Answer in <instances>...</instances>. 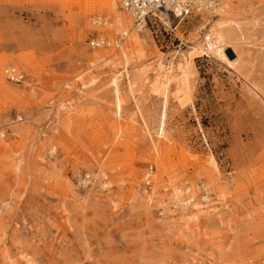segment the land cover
<instances>
[{
    "label": "rangeland",
    "instance_id": "1",
    "mask_svg": "<svg viewBox=\"0 0 264 264\" xmlns=\"http://www.w3.org/2000/svg\"><path fill=\"white\" fill-rule=\"evenodd\" d=\"M114 1L0 0V264H264V0L93 50L137 31ZM229 18L242 33L231 66L199 50ZM192 49L185 87L151 94L158 60L165 83Z\"/></svg>",
    "mask_w": 264,
    "mask_h": 264
},
{
    "label": "bare ground",
    "instance_id": "2",
    "mask_svg": "<svg viewBox=\"0 0 264 264\" xmlns=\"http://www.w3.org/2000/svg\"><path fill=\"white\" fill-rule=\"evenodd\" d=\"M114 1V0H113ZM116 2V1H114ZM120 3H121V0H120ZM121 5V4H120ZM225 3L223 0L220 1V7L212 12H208V11H196L194 12L193 14H201V15H205V14H210L212 17H219L221 15H223L225 13ZM112 7L115 9V3L112 4ZM129 14V13H128ZM192 14V15H193ZM130 15V14H129ZM231 16V15H230ZM131 17V15H130ZM169 16H164L161 17V20L163 22H165V19H167ZM119 19V18H118ZM132 21H133V26L135 27V29H137V31L135 30L134 32L132 31L131 32V29H127L128 32L125 33V31L123 29L122 30V33H121V37H117V38H123V42H122V45L123 43L125 42L126 39H128L129 43L133 44V43H136L138 39H140L139 37V33L140 32H144V30H147L148 28L144 26L143 23L141 24H138L136 23V21L131 17ZM116 21V20H115ZM118 21V20H117ZM128 21V20H127ZM120 22V21H119ZM118 22V23H119ZM126 22V21H125ZM241 22V20H240ZM240 22L237 21V20H232V19H228L226 21H221V22H216L214 24V27L213 29L211 30V32L209 34H206L204 36V39H203V42H202V48H200L199 50L200 51H210V52H216L218 53L219 52V55L222 57V61H224L227 65L228 63H231L229 64L230 66L233 65L234 62H230L227 57H226V54H225V51H227L228 49H231V48H235L237 45H242V43L240 42V39H242V33L240 34ZM116 23V24H118ZM165 24L167 26H169V22H165ZM127 26V25H126ZM130 27V26H129ZM118 28V27H117ZM127 28V27H126ZM249 32V31H248ZM244 34V33H243ZM244 36V35H243ZM176 38L181 42L182 38L181 36H178L176 35ZM245 38V36H244ZM111 40V39H109ZM114 40V39H112ZM141 40V39H140ZM244 40V39H243ZM141 42V41H140ZM122 45L120 46L119 49H115V48H111L112 50L114 51H118L121 49ZM244 45H248V44H244ZM250 45V44H249ZM135 47V44L133 45ZM252 46V45H251ZM99 49H102V48H99ZM104 49H107V48H104ZM189 50V49H188ZM264 50V49H263ZM125 51V50H124ZM122 51L120 53V58L122 59V62L125 64V65H128L129 63V60L130 58V55L127 54V52L125 51ZM128 51V49H127ZM197 52L196 49H192L190 51H186V52H182L179 56V62L177 63V66L173 67L172 65V62L169 63L170 66H169V71H167L168 73V78L166 80L165 83H162L161 82V75L158 74V71L161 73V70L163 69V66H162V63H161V58L158 60V66H157V73L154 75V78L152 80V82H150V91H151V94H154V95H163L164 97V94H165V90L168 88V84L171 82V80L175 79V78H178L179 79V82H180V86L181 87H185L186 85V79H187V76L189 74V67H190V63H191V58L192 56ZM141 54V53H140ZM101 57L99 58H94L92 60V62H95L97 61L98 59L100 60ZM112 60H114L113 58L110 60V61H107V65L110 64L112 62ZM101 61V60H100ZM101 64H103L104 62H99ZM122 63V64H123ZM98 64V63H97ZM157 64V63H156ZM94 66V65H93ZM143 68V67H142ZM176 68V70H179V73L178 75H175V71L174 69ZM8 69V68H7ZM6 69V70H7ZM126 69V67L124 68ZM140 70V69H139ZM149 71V70H148ZM143 72V71H142ZM145 72V71H144ZM125 73H126V79H127V89L129 91V93L131 94V96H133V84L129 81V78L127 76V73L128 71L126 72L125 70ZM163 73V72H162ZM166 73V72H165ZM4 74V78L5 80L7 81V74L5 73V71L3 72ZM167 75V74H166ZM9 82V81H8ZM93 81L90 80L89 82H87L86 84L83 83V87H88L89 85H91ZM11 83V82H10ZM134 83V82H133ZM111 85L113 86V93H114V105H115V108H116V114L119 115V111H120V100L118 98V91L116 89V80H112L111 81ZM82 87V88H83ZM167 96V94H166ZM165 101V100H164ZM166 104V103H165ZM163 106V105H162ZM164 107V106H163ZM163 111V110H162ZM141 115V114H140ZM162 117V116H161ZM164 118V117H163ZM160 119V118H159ZM143 122V121H142ZM148 124V123H147ZM145 123V121L143 122V128L145 130V132L150 135V128L149 126ZM157 136H160L163 135V133L161 134L162 131H160V128H161V125H160V121L157 125ZM159 137V138H160ZM151 169L152 172H150L149 170L146 169V173H145V177H144V183L146 184H149L148 186L146 187H149L150 186V183H151V179H152V175H153V167L152 166H148V169ZM189 202H183L182 204L183 207L184 206H187ZM190 204V203H189Z\"/></svg>",
    "mask_w": 264,
    "mask_h": 264
},
{
    "label": "built area",
    "instance_id": "3",
    "mask_svg": "<svg viewBox=\"0 0 264 264\" xmlns=\"http://www.w3.org/2000/svg\"><path fill=\"white\" fill-rule=\"evenodd\" d=\"M221 0H121V7L129 13L136 23H143L145 27H153L154 25L165 22L161 17L170 16L175 19H182L188 15H192L198 11L212 12L220 7ZM123 38L109 40L107 38H94L88 42L91 49L99 48H115L116 50L122 45ZM7 81L18 84L24 79V75L14 68L5 70ZM21 121V119H18ZM150 172L152 170L147 168ZM90 175H85L82 183L89 185L91 182ZM149 184H145L148 186Z\"/></svg>",
    "mask_w": 264,
    "mask_h": 264
}]
</instances>
